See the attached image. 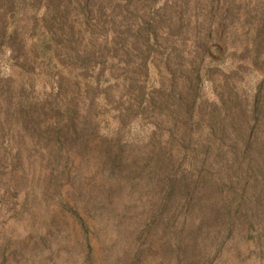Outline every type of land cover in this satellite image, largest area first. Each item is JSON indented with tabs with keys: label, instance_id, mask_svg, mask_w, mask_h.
Masks as SVG:
<instances>
[{
	"label": "rangeland",
	"instance_id": "374dc122",
	"mask_svg": "<svg viewBox=\"0 0 264 264\" xmlns=\"http://www.w3.org/2000/svg\"><path fill=\"white\" fill-rule=\"evenodd\" d=\"M0 264H264V0H0Z\"/></svg>",
	"mask_w": 264,
	"mask_h": 264
}]
</instances>
